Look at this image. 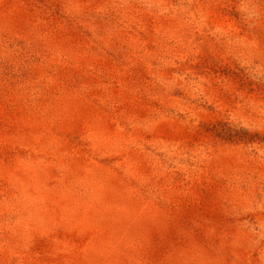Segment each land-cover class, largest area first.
Masks as SVG:
<instances>
[{"label":"rangeland","instance_id":"obj_1","mask_svg":"<svg viewBox=\"0 0 264 264\" xmlns=\"http://www.w3.org/2000/svg\"><path fill=\"white\" fill-rule=\"evenodd\" d=\"M0 264H264V0H0Z\"/></svg>","mask_w":264,"mask_h":264}]
</instances>
